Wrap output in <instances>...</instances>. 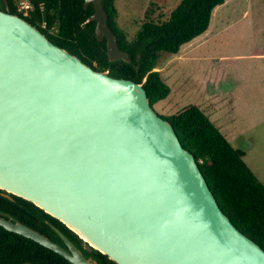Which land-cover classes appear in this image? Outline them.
I'll use <instances>...</instances> for the list:
<instances>
[{"label": "water", "instance_id": "water-1", "mask_svg": "<svg viewBox=\"0 0 264 264\" xmlns=\"http://www.w3.org/2000/svg\"><path fill=\"white\" fill-rule=\"evenodd\" d=\"M109 62L131 60L107 25ZM0 191L25 200L114 264H264V250L221 211L194 156L142 84L97 71L0 9ZM0 227L70 264H98L0 215ZM30 264V263H26Z\"/></svg>", "mask_w": 264, "mask_h": 264}, {"label": "trees", "instance_id": "trees-1", "mask_svg": "<svg viewBox=\"0 0 264 264\" xmlns=\"http://www.w3.org/2000/svg\"><path fill=\"white\" fill-rule=\"evenodd\" d=\"M225 1L180 0L167 19L143 22L129 40L117 25L115 0H103L107 25L116 36L119 49L128 54L130 64L108 61L105 40L98 42L94 36V23L87 22L94 12L93 6L84 8V0H32L34 9L28 17L18 13L13 0H0V9L19 15L54 45L94 70H107L114 78L142 84L153 107L171 92L160 72L156 71L161 56L177 54L183 45L202 35L209 27L212 11ZM42 23L45 28L41 27ZM162 118L171 124L182 147L194 156L221 211L241 233L264 250V186L244 163V151L234 148L198 106L188 105L178 113ZM1 193L0 215L6 213L64 246L42 220L46 217L42 210L17 197L10 201ZM52 224L60 228L85 257L95 259L98 264H114L93 249L91 252L84 250L81 240L64 225ZM26 263L70 264L53 251L0 227V264Z\"/></svg>", "mask_w": 264, "mask_h": 264}, {"label": "rangeland", "instance_id": "rangeland-1", "mask_svg": "<svg viewBox=\"0 0 264 264\" xmlns=\"http://www.w3.org/2000/svg\"><path fill=\"white\" fill-rule=\"evenodd\" d=\"M179 2L115 0L117 25L130 40L143 22L167 19ZM156 71L171 92L153 106L155 112L167 117L198 106L244 151V163L264 186V0H227L216 7L208 29L177 55L161 56Z\"/></svg>", "mask_w": 264, "mask_h": 264}, {"label": "built area", "instance_id": "built-area-1", "mask_svg": "<svg viewBox=\"0 0 264 264\" xmlns=\"http://www.w3.org/2000/svg\"><path fill=\"white\" fill-rule=\"evenodd\" d=\"M18 13L22 14L24 17H28L29 13L33 11L34 6L32 0H13ZM42 28H45V23H42Z\"/></svg>", "mask_w": 264, "mask_h": 264}, {"label": "flooded vegetation", "instance_id": "flooded-vegetation-1", "mask_svg": "<svg viewBox=\"0 0 264 264\" xmlns=\"http://www.w3.org/2000/svg\"><path fill=\"white\" fill-rule=\"evenodd\" d=\"M13 197L14 196H10V198H6V197H4V198H6V199H8V200H10V201H13L14 199H13ZM2 214H6V213H2ZM1 214V215H2ZM42 220L47 224V226H49L50 228H51V226H53V227H55L57 230H59L62 234H63V232L60 230V228H58L57 226H54L52 223H55L56 225H59L58 223H60V222H58L57 220H54V219H52V217H50L49 215H47L46 214V217L45 218H42ZM55 221H57V222H55ZM60 225H61V223H60ZM52 230V229H51ZM53 231V230H52ZM55 234H56V232L55 231H53ZM57 235V234H56ZM64 235V234H63ZM58 236V235H57ZM65 236V235H64ZM66 237V236H65ZM82 243H84V242H80V245H81V247L84 249V250H86L87 252H91V250H92V248H90L87 244H85L84 243V245L87 247H84L83 245H82ZM60 245V244H59Z\"/></svg>", "mask_w": 264, "mask_h": 264}, {"label": "crops", "instance_id": "crops-1", "mask_svg": "<svg viewBox=\"0 0 264 264\" xmlns=\"http://www.w3.org/2000/svg\"><path fill=\"white\" fill-rule=\"evenodd\" d=\"M225 2H226V4H227V0H226ZM177 54H178V53H177ZM177 54H175V55H177ZM175 55H174V56H175ZM227 92H228V91H225V92H222V93H220V94H223V95L225 94V95H226ZM242 151H243V150H242ZM244 154H245V153H244Z\"/></svg>", "mask_w": 264, "mask_h": 264}]
</instances>
